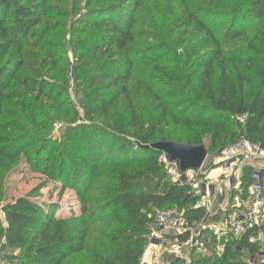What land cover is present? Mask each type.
<instances>
[{"label":"trees","instance_id":"1","mask_svg":"<svg viewBox=\"0 0 264 264\" xmlns=\"http://www.w3.org/2000/svg\"><path fill=\"white\" fill-rule=\"evenodd\" d=\"M50 1L0 0V252L12 251L5 264H140L154 209L185 206L189 223L205 215L184 184L165 178L161 153L143 146L220 150L243 136L264 147V0H164L172 33L165 35L148 0H86L89 12L68 30V67L52 49ZM87 18L94 19L76 29ZM46 74L66 89L72 82L73 99ZM6 104L19 110L11 122ZM56 120L61 136L31 134ZM21 159L43 179L11 199L6 180ZM240 178L245 194L250 166ZM49 184L59 194L74 190L79 211L66 215L32 196ZM258 230L262 240H229L216 256L205 229L206 252L191 248L188 264L264 255V226L251 234Z\"/></svg>","mask_w":264,"mask_h":264},{"label":"built area","instance_id":"2","mask_svg":"<svg viewBox=\"0 0 264 264\" xmlns=\"http://www.w3.org/2000/svg\"><path fill=\"white\" fill-rule=\"evenodd\" d=\"M238 119L243 121L241 117ZM160 160L164 164L166 176L174 182L184 184L183 182L191 179L194 174L204 178L210 177L209 173L204 171L205 161L197 170L187 169L181 172L178 163L169 161L165 155H162ZM213 165L214 168L210 172H214L216 176L222 174L230 181L236 170L250 166L253 182L245 194L240 185L235 187L230 206L226 205V208L219 207L222 206L219 203L216 204V193L211 185H200L199 182L191 184L189 193L197 198L195 207L203 208L205 211L204 217L197 223H189L184 212L176 207L154 209L149 239H156L159 249L156 258L150 264H160L159 256L161 251L166 249L164 243L166 237H172L177 242L180 236L187 235L185 241H179L176 245V252L168 251L164 264H172L175 260H180L181 264H188V255L178 252L184 247L195 248L197 252L205 253L206 249L201 240L205 229L210 231V238H213L212 249L216 256L223 254L229 240L237 243L244 237H248L251 242L257 241L256 238L258 241L262 240L263 233L260 230L257 235L251 233L264 226V147L241 136L218 151L213 158ZM233 201L238 204H233Z\"/></svg>","mask_w":264,"mask_h":264},{"label":"rangeland","instance_id":"3","mask_svg":"<svg viewBox=\"0 0 264 264\" xmlns=\"http://www.w3.org/2000/svg\"><path fill=\"white\" fill-rule=\"evenodd\" d=\"M178 4V3H177ZM51 8L56 11V14L51 16V22L50 25L55 27L53 34L54 36H51V41L53 42V52L55 55L58 57H62V62L60 65L63 67H68L70 65V62L73 61L72 55H71V39L73 36H69L68 30H71L73 28V23L74 21L76 22L77 19L79 18L80 15L85 14L88 11L87 5H86V0H51L50 1ZM180 5H178L179 7ZM91 7H94L93 4H91ZM148 9V12L151 13L153 18L155 19V24L157 25L158 29L165 35L167 33L172 34L170 25H169V15L166 12L165 5H164V0H148V5L146 6ZM177 7V6H176ZM180 8V7H179ZM177 11V10H176ZM88 20H84V22L78 24L76 26V29H81L86 25V23L91 22L94 18H87ZM46 22V21H45ZM45 25V23H41L39 27H34L31 28L32 32L37 33L39 31V28ZM61 27V28H60ZM58 33V34H57ZM60 33H64L60 34ZM57 34V35H56ZM56 36V37H55ZM152 41V40H149ZM64 52L65 54H61ZM70 62H68V59ZM69 63V64H68ZM48 67H46L47 69ZM34 69V68H32ZM45 71V69H43ZM70 71V68L68 69V72ZM67 72V75H68ZM24 74L21 73V76ZM46 80L48 83H54V84H59L60 80L58 79L56 74H46L43 78ZM60 85V84H59ZM63 89H66V86L60 85ZM68 86V89H66V95H69L71 99H73L75 95L76 88L70 82ZM19 93L23 94L24 91L22 89L18 90ZM35 94H32L34 96ZM30 96H28L29 98ZM30 102L34 103L36 107L39 108L41 106L40 101H35V100H30ZM50 104V103H48ZM6 109L8 111V115L6 116L5 120L7 121H12L15 116H12V113L17 112L19 110H16L14 107H12L10 104H6ZM41 129H36L31 132V134L34 136V138H54V137H59L61 136V124L58 123V121H54L52 124V127L47 131L41 134ZM207 148V156L205 158V168L204 171L206 173H209L210 177L204 178V177H199L197 174H194L193 177L185 182V190L190 191L191 189V184L194 182H199L200 185L206 184V185H211L213 187V190H215L216 193V204L219 203V207H227L230 206V200L232 199L234 195V189L238 185H240L241 181V174L242 170L238 169L233 173V179L235 181H231L229 179H226L224 175H218L216 176L214 172H210L213 168V158L216 156L218 153V149H208L209 147L205 145ZM162 155H159V159H161ZM165 170V168H164ZM165 178L167 180H170L169 177L166 176ZM43 179V176L40 175L37 172H34L32 168L26 164L24 159H21L20 166L17 169L11 170V172L8 175V178L6 180V188H8V195L9 198L13 199L21 195H26L28 194L34 187H36L40 181ZM172 181V180H171ZM201 181V182H200ZM41 197L37 198L39 201L45 202V203H52L55 205H58L60 210L65 211L66 215L70 211H79V200L78 197L76 196L74 190L70 188H66L62 193L59 194V190L54 189L51 184L47 186L46 188H43L39 190L36 193L32 194V196H39ZM235 200V199H234ZM233 204H238V202L233 201ZM185 206H182V210H184ZM157 209V208H156ZM181 210V211H182ZM154 211V210H153ZM152 213V212H151ZM150 234V233H149ZM151 238L150 235H148V240H147V245L144 249V252L140 258V264L145 261H147L146 264H150L151 261L156 258L157 252L159 247L157 246L158 242L156 239L150 240ZM256 242H258V239L256 238ZM180 241V240H179ZM179 241H175L172 237H166L165 240V248L163 252L161 251V254L159 256V262L160 264H164V261L166 257L168 256V251H174L176 252V245H178ZM163 249V247H162ZM190 251L189 247H184L182 250L178 251L183 255H188ZM12 251H3L0 252V262L1 264H5L6 260L10 258ZM16 253V251H14ZM155 254V255H154ZM245 254V255H244ZM243 262L244 264H264V255L261 253L255 254V255H249L246 251H243ZM151 258V260H150ZM148 261H150L148 263ZM178 264V263H177Z\"/></svg>","mask_w":264,"mask_h":264},{"label":"water","instance_id":"4","mask_svg":"<svg viewBox=\"0 0 264 264\" xmlns=\"http://www.w3.org/2000/svg\"><path fill=\"white\" fill-rule=\"evenodd\" d=\"M142 148H151L164 154L169 161L178 163L181 172L187 169H199L207 156V149L204 145L191 146L186 143L172 141H159L145 145Z\"/></svg>","mask_w":264,"mask_h":264},{"label":"crops","instance_id":"5","mask_svg":"<svg viewBox=\"0 0 264 264\" xmlns=\"http://www.w3.org/2000/svg\"><path fill=\"white\" fill-rule=\"evenodd\" d=\"M150 260H151V258H150ZM144 262L143 263H141V264H146L147 263V261H145V260H143ZM150 261H148V263H149Z\"/></svg>","mask_w":264,"mask_h":264}]
</instances>
